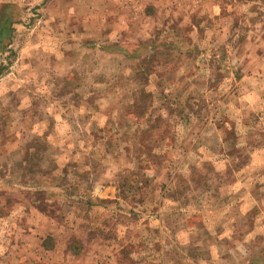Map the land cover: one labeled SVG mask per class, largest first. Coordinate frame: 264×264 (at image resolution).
I'll return each mask as SVG.
<instances>
[{
    "label": "rangeland",
    "instance_id": "rangeland-1",
    "mask_svg": "<svg viewBox=\"0 0 264 264\" xmlns=\"http://www.w3.org/2000/svg\"><path fill=\"white\" fill-rule=\"evenodd\" d=\"M0 264H264V0H0Z\"/></svg>",
    "mask_w": 264,
    "mask_h": 264
}]
</instances>
